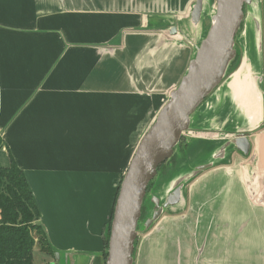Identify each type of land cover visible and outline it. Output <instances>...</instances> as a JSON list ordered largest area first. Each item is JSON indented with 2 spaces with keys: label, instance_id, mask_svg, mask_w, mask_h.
Here are the masks:
<instances>
[{
  "label": "crops",
  "instance_id": "1",
  "mask_svg": "<svg viewBox=\"0 0 264 264\" xmlns=\"http://www.w3.org/2000/svg\"><path fill=\"white\" fill-rule=\"evenodd\" d=\"M194 6L0 0V168L15 162L23 170L61 263L104 256L121 181L200 48L203 21H193ZM260 18L264 24V9L255 26ZM250 31L263 120L256 129L247 72L233 73L203 103L194 129L205 137L190 142L156 186L165 202L181 194L156 221L158 236L144 240L155 241L149 257L159 264H243L250 256L264 264V25ZM238 135L247 136V155Z\"/></svg>",
  "mask_w": 264,
  "mask_h": 264
},
{
  "label": "water",
  "instance_id": "2",
  "mask_svg": "<svg viewBox=\"0 0 264 264\" xmlns=\"http://www.w3.org/2000/svg\"><path fill=\"white\" fill-rule=\"evenodd\" d=\"M252 0H218L212 26L202 42L195 59L170 101L159 113L145 134L122 180L111 227L106 264H134L138 224L148 187L158 169L169 161L185 133L191 129L194 113L222 84L230 63L236 57L235 40L245 18L244 8ZM204 0H196L193 21L201 20ZM177 30H172L176 35ZM237 149L248 154L250 144L246 135H238ZM179 190L173 192L160 206L155 198L156 211L147 227H151L163 211L180 202Z\"/></svg>",
  "mask_w": 264,
  "mask_h": 264
},
{
  "label": "trees",
  "instance_id": "3",
  "mask_svg": "<svg viewBox=\"0 0 264 264\" xmlns=\"http://www.w3.org/2000/svg\"><path fill=\"white\" fill-rule=\"evenodd\" d=\"M173 158L163 164L158 173ZM144 206L145 200L141 212ZM113 217L114 212L105 232L104 258L108 257ZM39 221L40 212L23 170L15 162L10 167L0 168V264H34L37 245L42 253L48 252V238Z\"/></svg>",
  "mask_w": 264,
  "mask_h": 264
},
{
  "label": "rangeland",
  "instance_id": "4",
  "mask_svg": "<svg viewBox=\"0 0 264 264\" xmlns=\"http://www.w3.org/2000/svg\"><path fill=\"white\" fill-rule=\"evenodd\" d=\"M217 1L218 0H207V5L209 6L208 7L209 10L206 13L207 14L206 19L203 20V22L201 23V26L203 28V34L200 38H198V36H196V38H198V42H199L200 46H201L202 42L206 39V37H207V35L211 29L212 16L216 13ZM195 3H196V0H194V4ZM263 5H264V0H252L251 5L245 6V8H244L245 18L243 20L242 26H241V28H240L237 36H236V40H235V47H234V49L236 51V57L234 59L235 61L232 63V65L229 69V72L226 73V76H225L222 84L226 81V79L229 76H231L233 73H235L237 70H239V68L242 65L243 55H244V45L246 43V41L244 40L245 39L244 34H245L246 30L248 29V27L250 29L252 28V30H254V31L256 30V32L262 31V28L264 25L262 22V19L260 18L259 23L257 22L256 26L254 25L253 20L255 18L258 21V16H259V14H261L262 9H264ZM254 6H255V8H257L255 12L253 11ZM213 8H215L214 13L212 11ZM210 11H212V12H210ZM183 23H184L183 21H179V24L181 26L183 25ZM186 26H188V24ZM184 28H185V26H184ZM183 33H184V30H183ZM250 35H251V31H250ZM191 38H193V40H195V36H192ZM191 42H194V41H191ZM247 45H250V43H247ZM194 57H196V56L194 55ZM263 83H264V80H263ZM211 97H213V95H211L209 98H211ZM203 108H204V104L194 113V115L192 116V119H191V129L183 135L181 142L179 143V145H178V147L174 153V158L169 163H167L165 166H163V168L157 174V177L155 178V180L152 182L150 188L148 189V192H147L146 198H145V206H144V209L142 212L140 222L138 224V230H137L138 231V238H137V241L135 244V252L133 255L134 264H143L144 262H147L148 260H149V262H148L149 264H159L157 261H155L154 259L149 257V255H151L150 254L151 250L155 249L157 247V245L154 244L155 241H154V243L152 241H149V243L145 242V244H144L145 238H150L149 240H152L158 236V234L156 232L159 230L158 228L160 225H157V223L155 222L151 225L150 228L147 227L149 220H152L154 213L156 211V203H155L154 199L158 198L160 206H162L165 203V201L159 196L162 194V192L158 193L156 186L160 184V182H159L160 179L163 176H165V174L171 172L177 166V162L180 161L181 158L186 156L185 153L187 151V146L189 145V143L194 141V140H198V139L203 138L204 132L203 131H197L194 129L196 122L201 117V114L204 110ZM156 119H155V121H156ZM155 121H154V123H155ZM116 201H117V199H116ZM115 206H116V203H115ZM114 210H115V207H114ZM114 210H113V212H114ZM165 210H164V213H165ZM168 215H170V214H168ZM111 218H112V216H111ZM256 221L258 222L259 219L257 218ZM256 226H258V225H256ZM104 240H105V237H104ZM165 243H168V242L166 241ZM167 248H168V245H166V249ZM47 251H48L47 253H42L41 251L35 252L34 264H63L64 263L63 261H62V263L60 261H58L57 254L55 255L50 249H47ZM167 251H168V249L166 250V252ZM66 255H67V253L63 254L62 257L66 258ZM253 258H256V256L255 257L250 256V258L248 260L250 264H253L254 262H255V264L257 263L255 261L256 259L254 260ZM102 259H103V261H102ZM102 259L97 260L96 264H106L107 256L105 258L103 256ZM248 261L247 262L241 261L240 263L248 264ZM101 262H103V263H101ZM69 264H71V263L69 262ZM77 264H83V263H81L79 261V262H77Z\"/></svg>",
  "mask_w": 264,
  "mask_h": 264
},
{
  "label": "bare ground",
  "instance_id": "5",
  "mask_svg": "<svg viewBox=\"0 0 264 264\" xmlns=\"http://www.w3.org/2000/svg\"><path fill=\"white\" fill-rule=\"evenodd\" d=\"M208 7L209 6L207 5V0H204L203 11H202V15H201L202 21L206 19V15H207L206 13L209 10ZM254 8H255V6H254ZM254 8H253V11L255 12L256 10ZM212 11L214 13L215 12V8H213ZM212 11H210V12H212ZM216 11H217V9H216ZM215 14L212 16V18L215 16ZM244 37H245L244 40L246 41V43L244 45L243 62H242L241 67L239 68V70H237L236 72H237V75L238 76H241V73L244 74L245 72H247V77H248L247 79H248V81L250 80L251 85L254 86L255 89H256L258 102H257V109L255 111V117H254V120L255 121H254V123L257 125L256 126V129H258L259 126L261 125L262 120H263V101H262V92L260 91L261 89L259 87V83L261 84V81H258L257 84H255V80L257 78H258L257 80H260L259 78H261V76L258 77V73H259L258 72V69H257L258 67H257L256 64H254V59L255 58H253L252 51L249 48L250 45H247V43H250L251 44V35H250V28L249 27L246 30V32L244 34ZM177 47H179V46L177 45ZM181 47H184V46H181ZM250 55L252 57H250ZM249 64H251V66ZM248 69H250L249 72H248ZM229 77L220 86V88L216 91L215 95L218 94L225 87L226 84H228ZM256 129H254V130H256ZM260 138H263V137H257V138H255V143L256 144L257 143L260 144V142L262 141V140L260 141Z\"/></svg>",
  "mask_w": 264,
  "mask_h": 264
}]
</instances>
